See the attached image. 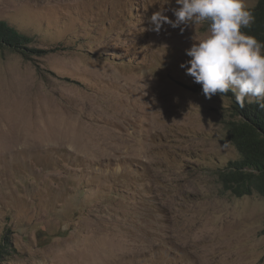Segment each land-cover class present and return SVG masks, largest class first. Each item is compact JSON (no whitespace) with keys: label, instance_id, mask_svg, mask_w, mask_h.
<instances>
[{"label":"rangeland","instance_id":"1","mask_svg":"<svg viewBox=\"0 0 264 264\" xmlns=\"http://www.w3.org/2000/svg\"><path fill=\"white\" fill-rule=\"evenodd\" d=\"M178 7L0 0L36 37L28 57L0 48L1 264H264V198L218 182L240 157L231 98L180 68L209 25L149 30Z\"/></svg>","mask_w":264,"mask_h":264},{"label":"clouds","instance_id":"2","mask_svg":"<svg viewBox=\"0 0 264 264\" xmlns=\"http://www.w3.org/2000/svg\"><path fill=\"white\" fill-rule=\"evenodd\" d=\"M176 4L175 20L164 10L155 12L148 19L149 30L159 33L165 24L173 29L202 22L209 25L206 38L185 50L191 59L180 68L202 85L207 99L231 91L241 107L247 100L264 108V43L242 31L254 19L246 0H176Z\"/></svg>","mask_w":264,"mask_h":264},{"label":"trees","instance_id":"3","mask_svg":"<svg viewBox=\"0 0 264 264\" xmlns=\"http://www.w3.org/2000/svg\"><path fill=\"white\" fill-rule=\"evenodd\" d=\"M248 10L254 19L250 27L242 31L264 43V0H258ZM35 40V36L7 21H0V48L28 57L30 53L36 52L31 47ZM226 94L231 98L232 116L228 124V140L240 157L218 170V182L224 193L237 198L253 195L264 198V108L256 102L249 104L247 100L241 107L231 91ZM12 252L10 242L0 238V264L10 260Z\"/></svg>","mask_w":264,"mask_h":264},{"label":"bare ground","instance_id":"4","mask_svg":"<svg viewBox=\"0 0 264 264\" xmlns=\"http://www.w3.org/2000/svg\"><path fill=\"white\" fill-rule=\"evenodd\" d=\"M54 109V108H53ZM28 112V111H27ZM44 113V112H43ZM53 114V113H52ZM59 116V115H58ZM55 119H57V118H55ZM59 122V121H58ZM46 124V123H45ZM17 125V124H16ZM58 125V124H57ZM61 125V124H60ZM4 128V127H3ZM42 131V130H41ZM3 133V132H2ZM112 133V132H111ZM8 135V134H7ZM1 136V135H0ZM3 136V135H2ZM1 136V137H2ZM9 137V136H8ZM4 139V138H3ZM1 141V140H0ZM5 141V140H4ZM6 142V141H5ZM86 148V147H85ZM105 244V243H104ZM106 245V244H105ZM101 249V248H100ZM103 251L104 250H100V252H101V254H103ZM101 256H104V255H101Z\"/></svg>","mask_w":264,"mask_h":264}]
</instances>
